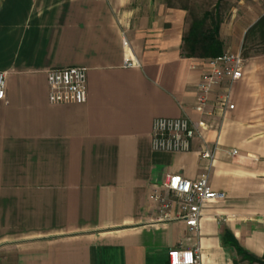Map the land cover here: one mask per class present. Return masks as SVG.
Wrapping results in <instances>:
<instances>
[{"label":"crops","instance_id":"obj_1","mask_svg":"<svg viewBox=\"0 0 264 264\" xmlns=\"http://www.w3.org/2000/svg\"><path fill=\"white\" fill-rule=\"evenodd\" d=\"M185 1L0 0V264H169L176 247L240 264L226 231L264 256V53L244 56L243 77L221 81L210 114L198 113L210 59L182 55L195 20ZM255 23L230 34L220 24L225 52L243 53ZM69 66L88 69V100L52 104L46 72ZM228 93L235 108L223 111ZM158 117L208 127L190 152L155 151ZM171 174L208 175L226 195L195 233L160 220L154 190Z\"/></svg>","mask_w":264,"mask_h":264},{"label":"built area","instance_id":"obj_2","mask_svg":"<svg viewBox=\"0 0 264 264\" xmlns=\"http://www.w3.org/2000/svg\"><path fill=\"white\" fill-rule=\"evenodd\" d=\"M124 46L129 41L124 39ZM136 61L126 59V65L136 66ZM245 57L242 52L226 51L223 55L209 60L210 70L199 85V95L195 110L202 114H210L208 106L210 94L215 86L223 80L234 83L244 75ZM49 86V101L55 105H80L88 100V69L82 66L53 68L46 72ZM7 73L0 71V100L7 97ZM222 110L234 109L230 93L219 99ZM204 119L192 122L185 117H158L153 123L152 146L155 151L190 152L194 141L207 129ZM203 159H214V152H201ZM226 195L216 191L208 175L197 180H190L178 174L168 175L161 185H156L153 198L160 209V220L184 221L190 233L200 227L204 207L214 201L224 200ZM177 210L178 214H174ZM190 239V238H189ZM169 264H202L198 249L176 247L168 252Z\"/></svg>","mask_w":264,"mask_h":264},{"label":"trees","instance_id":"obj_3","mask_svg":"<svg viewBox=\"0 0 264 264\" xmlns=\"http://www.w3.org/2000/svg\"><path fill=\"white\" fill-rule=\"evenodd\" d=\"M208 15L204 19H195L184 35V43L182 47V55L187 57L200 58H217L224 54V43L220 38V22H213L210 27H207ZM264 42V15L248 29L246 33L245 43L243 46L244 56H249L251 51H247V43L249 41ZM264 53V50H254V54ZM224 244L234 247L238 255L244 261L250 263L260 262V259L246 251L240 246L232 233L226 231L224 234Z\"/></svg>","mask_w":264,"mask_h":264},{"label":"rangeland","instance_id":"obj_4","mask_svg":"<svg viewBox=\"0 0 264 264\" xmlns=\"http://www.w3.org/2000/svg\"><path fill=\"white\" fill-rule=\"evenodd\" d=\"M191 4L192 19H204L208 15L207 27L220 22L227 34L242 33L264 15V0H191ZM254 50H264V42L249 41L247 51L253 54ZM258 258L260 262L241 261L240 264H264V256Z\"/></svg>","mask_w":264,"mask_h":264}]
</instances>
